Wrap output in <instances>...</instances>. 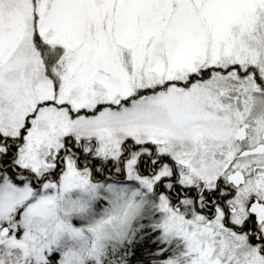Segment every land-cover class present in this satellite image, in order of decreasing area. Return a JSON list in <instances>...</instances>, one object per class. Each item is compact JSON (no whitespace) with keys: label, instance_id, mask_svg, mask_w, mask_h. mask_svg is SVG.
Wrapping results in <instances>:
<instances>
[{"label":"snow or ice","instance_id":"obj_1","mask_svg":"<svg viewBox=\"0 0 264 264\" xmlns=\"http://www.w3.org/2000/svg\"><path fill=\"white\" fill-rule=\"evenodd\" d=\"M0 264H264V0H0Z\"/></svg>","mask_w":264,"mask_h":264}]
</instances>
